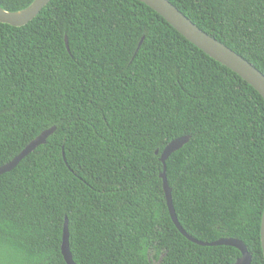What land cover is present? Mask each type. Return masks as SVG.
I'll list each match as a JSON object with an SVG mask.
<instances>
[{"label":"trees","instance_id":"16d2710c","mask_svg":"<svg viewBox=\"0 0 264 264\" xmlns=\"http://www.w3.org/2000/svg\"><path fill=\"white\" fill-rule=\"evenodd\" d=\"M264 75V0H168ZM33 0H0L7 12ZM67 44V46H66ZM0 264H264V100L136 0H50L0 23ZM157 152V154H156Z\"/></svg>","mask_w":264,"mask_h":264},{"label":"water","instance_id":"95a60500","mask_svg":"<svg viewBox=\"0 0 264 264\" xmlns=\"http://www.w3.org/2000/svg\"><path fill=\"white\" fill-rule=\"evenodd\" d=\"M50 0H33L25 9L18 12H7L0 7V23L12 27H23L32 21L36 15L49 3ZM158 14L168 23L176 32L184 37L188 42L202 51L208 57L226 67L243 81L250 85L264 100V75L256 70L250 63L238 56L232 50L213 39L188 18L178 11L168 0H136ZM67 46V44H66ZM54 128L48 129L31 141L11 162L0 167V175L14 169L18 163L27 155L32 153L37 147L44 145L49 136L54 132ZM188 137L178 138L170 142L160 154V162L163 165V172L160 174L162 180V189L165 196L169 216L176 229L189 241L201 246H229L237 249L240 257L234 264H250L251 255L247 252L244 244L236 239H220L216 242L207 244L195 241L188 236L177 222L174 208L171 200L170 188L165 176V162L170 155L181 149L187 142ZM157 154V152H156ZM260 246L264 257V209L260 224ZM61 255L65 264H75L69 250L67 221L63 225L62 241L60 246Z\"/></svg>","mask_w":264,"mask_h":264}]
</instances>
